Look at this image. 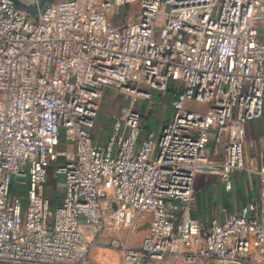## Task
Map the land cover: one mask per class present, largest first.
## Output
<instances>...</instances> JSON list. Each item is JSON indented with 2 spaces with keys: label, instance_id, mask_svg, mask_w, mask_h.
Segmentation results:
<instances>
[{
  "label": "built area",
  "instance_id": "built-area-1",
  "mask_svg": "<svg viewBox=\"0 0 264 264\" xmlns=\"http://www.w3.org/2000/svg\"><path fill=\"white\" fill-rule=\"evenodd\" d=\"M130 5L135 17L114 22ZM171 89L168 121L147 131L135 102ZM108 90L133 99L101 141ZM255 120L264 0H56L36 15L0 0V264H111L90 250L127 219L149 228L137 247L108 241L121 264H264V206L192 217L196 176L231 190L248 169L242 134ZM252 172L264 201V171Z\"/></svg>",
  "mask_w": 264,
  "mask_h": 264
},
{
  "label": "rangeland",
  "instance_id": "rangeland-1",
  "mask_svg": "<svg viewBox=\"0 0 264 264\" xmlns=\"http://www.w3.org/2000/svg\"><path fill=\"white\" fill-rule=\"evenodd\" d=\"M24 3L30 4L32 0H21ZM137 7V4H136ZM135 5L125 6L120 10L119 15L114 18V22L123 23L129 19H133L136 10ZM175 91L171 89L166 93H152V100L146 102L143 99H139L135 102V109L143 110L144 119L147 131L158 132L163 125L168 121L170 114V105ZM133 99V96L122 93L118 90H108L105 92L99 117L97 119L96 129L94 135L96 139H101L106 135L110 129L113 120L121 113L123 108H127ZM199 110H205L204 106H196ZM50 177L48 179L47 187L50 190V196L52 198H59L62 195V187L60 182L62 177L58 179L53 175V171H50ZM27 203V198L24 200ZM132 216V215H131ZM130 220V215L127 216ZM121 226L117 232L109 233V235L103 236L102 242L96 243L90 250V257L93 261L100 259L105 260L106 263L121 264L122 261V248H114L108 241H111L112 237H119L123 245H129L133 247L140 246L143 238L148 233L149 223L147 219H140L137 222L128 221ZM97 239V238H96ZM201 263V264H207ZM161 264H186L182 259L166 258Z\"/></svg>",
  "mask_w": 264,
  "mask_h": 264
},
{
  "label": "crops",
  "instance_id": "crops-1",
  "mask_svg": "<svg viewBox=\"0 0 264 264\" xmlns=\"http://www.w3.org/2000/svg\"><path fill=\"white\" fill-rule=\"evenodd\" d=\"M242 139L248 169L234 175L231 190L225 189L219 176L212 174L196 176L194 190L197 208L192 214L194 219L207 223L212 217H225L228 214L236 213L242 206L250 202H256L259 207L264 206V201L260 196L262 188L260 178L252 172V170L259 169L264 171V120L247 122ZM254 156L261 158L260 164L252 162ZM214 159L215 161L219 160L218 157ZM207 264L220 263L212 261Z\"/></svg>",
  "mask_w": 264,
  "mask_h": 264
},
{
  "label": "water",
  "instance_id": "water-1",
  "mask_svg": "<svg viewBox=\"0 0 264 264\" xmlns=\"http://www.w3.org/2000/svg\"><path fill=\"white\" fill-rule=\"evenodd\" d=\"M18 8L28 12L29 14L36 15L46 4L53 3L56 0H41L38 4H27L21 0H9Z\"/></svg>",
  "mask_w": 264,
  "mask_h": 264
},
{
  "label": "bare ground",
  "instance_id": "bare-ground-1",
  "mask_svg": "<svg viewBox=\"0 0 264 264\" xmlns=\"http://www.w3.org/2000/svg\"><path fill=\"white\" fill-rule=\"evenodd\" d=\"M130 218H131V216H130Z\"/></svg>",
  "mask_w": 264,
  "mask_h": 264
}]
</instances>
